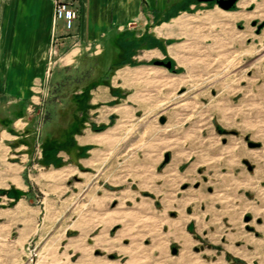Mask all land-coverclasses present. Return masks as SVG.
<instances>
[{
	"label": "rangeland",
	"instance_id": "374dc122",
	"mask_svg": "<svg viewBox=\"0 0 264 264\" xmlns=\"http://www.w3.org/2000/svg\"><path fill=\"white\" fill-rule=\"evenodd\" d=\"M112 41L49 49L8 121L0 264H264V0H169Z\"/></svg>",
	"mask_w": 264,
	"mask_h": 264
},
{
	"label": "crops",
	"instance_id": "0c3cea01",
	"mask_svg": "<svg viewBox=\"0 0 264 264\" xmlns=\"http://www.w3.org/2000/svg\"><path fill=\"white\" fill-rule=\"evenodd\" d=\"M77 8L73 26L53 23L55 0H0V162L6 156L8 121L23 126L24 100L45 76L49 49L54 66L73 64L84 52L100 55L118 33L141 28L169 0H70ZM101 84L93 91L100 96ZM12 135V134H11ZM18 136V135H16ZM20 148V147H19ZM5 154V155H3ZM22 198L16 205L22 203ZM17 210V208H16ZM19 221H22L20 219Z\"/></svg>",
	"mask_w": 264,
	"mask_h": 264
},
{
	"label": "built area",
	"instance_id": "2783aa9c",
	"mask_svg": "<svg viewBox=\"0 0 264 264\" xmlns=\"http://www.w3.org/2000/svg\"><path fill=\"white\" fill-rule=\"evenodd\" d=\"M77 17V8L73 5L70 0H55L53 5V23L58 19L64 21V26L66 29H70L73 26L74 20ZM54 35H52L51 40V54L56 50L52 47L54 44ZM50 70L48 69V74Z\"/></svg>",
	"mask_w": 264,
	"mask_h": 264
},
{
	"label": "water",
	"instance_id": "95a60500",
	"mask_svg": "<svg viewBox=\"0 0 264 264\" xmlns=\"http://www.w3.org/2000/svg\"><path fill=\"white\" fill-rule=\"evenodd\" d=\"M235 0H217V2L219 3L220 6H222L223 8H228L231 6V4L234 2ZM158 64H162L163 61L162 60H156L155 61ZM164 64L169 67L170 66V61L164 62Z\"/></svg>",
	"mask_w": 264,
	"mask_h": 264
},
{
	"label": "trees",
	"instance_id": "16d2710c",
	"mask_svg": "<svg viewBox=\"0 0 264 264\" xmlns=\"http://www.w3.org/2000/svg\"><path fill=\"white\" fill-rule=\"evenodd\" d=\"M116 43V42H115ZM108 47H112L113 49H115V47H116V45H113V44H110L109 46H107V48ZM106 48V49H107ZM117 48V47H116ZM105 49V50H106ZM105 50L100 54V55H98V57L97 58H99V59H101L102 58V56H103V54H104V52H105ZM102 62V61H101ZM103 63V62H102ZM102 63H101V65H102ZM104 64V63H103ZM106 64V66L107 65H109V64H107V63H105ZM100 82V78H98V79H95V80H93V81H91L90 83H91V85H96L97 83H99ZM70 114H71V116L73 117V113H72V111L70 112Z\"/></svg>",
	"mask_w": 264,
	"mask_h": 264
}]
</instances>
